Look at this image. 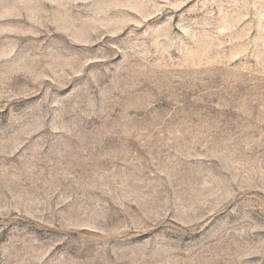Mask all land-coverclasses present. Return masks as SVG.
<instances>
[{
  "label": "rangeland",
  "instance_id": "1",
  "mask_svg": "<svg viewBox=\"0 0 264 264\" xmlns=\"http://www.w3.org/2000/svg\"><path fill=\"white\" fill-rule=\"evenodd\" d=\"M0 264H264V0H0Z\"/></svg>",
  "mask_w": 264,
  "mask_h": 264
}]
</instances>
